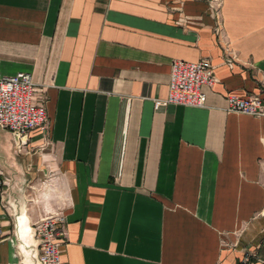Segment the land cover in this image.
<instances>
[{
	"label": "crops",
	"instance_id": "1",
	"mask_svg": "<svg viewBox=\"0 0 264 264\" xmlns=\"http://www.w3.org/2000/svg\"><path fill=\"white\" fill-rule=\"evenodd\" d=\"M211 62L203 108L167 104L174 60ZM30 74L49 131L0 129V264L66 198L64 264H264V0H0V76ZM36 251V249H35Z\"/></svg>",
	"mask_w": 264,
	"mask_h": 264
},
{
	"label": "built area",
	"instance_id": "2",
	"mask_svg": "<svg viewBox=\"0 0 264 264\" xmlns=\"http://www.w3.org/2000/svg\"><path fill=\"white\" fill-rule=\"evenodd\" d=\"M217 83L210 60L184 62L174 60L170 64L167 104L188 108L205 106V90ZM39 90L30 74L19 73L12 77L0 76V129L9 132L17 153L26 154L29 135L38 130L42 135L49 131L46 108L35 100ZM225 111L256 118H264V102L257 95L239 98L228 95ZM7 180L0 173V242L3 237L2 187ZM37 242L39 264H64L59 248L66 242L64 213L49 212L39 216L31 225ZM251 254H246L243 264H249Z\"/></svg>",
	"mask_w": 264,
	"mask_h": 264
},
{
	"label": "water",
	"instance_id": "3",
	"mask_svg": "<svg viewBox=\"0 0 264 264\" xmlns=\"http://www.w3.org/2000/svg\"><path fill=\"white\" fill-rule=\"evenodd\" d=\"M23 224H24V226L19 225V227L17 225V228H16L17 236L18 237L20 236V228L23 227V229L25 230L24 238H30L33 240L34 239L33 229L29 225V222L25 219ZM32 248H33V253L31 255V257L35 261L36 264H39L37 261V250L35 251V249H37V244L35 246H32Z\"/></svg>",
	"mask_w": 264,
	"mask_h": 264
},
{
	"label": "rangeland",
	"instance_id": "4",
	"mask_svg": "<svg viewBox=\"0 0 264 264\" xmlns=\"http://www.w3.org/2000/svg\"><path fill=\"white\" fill-rule=\"evenodd\" d=\"M66 198H64V197H61L60 198V201H59V203H58V205L55 207V209L52 211L53 213H63L64 212V209H65V207H66Z\"/></svg>",
	"mask_w": 264,
	"mask_h": 264
}]
</instances>
